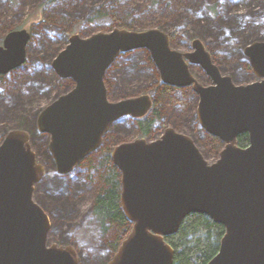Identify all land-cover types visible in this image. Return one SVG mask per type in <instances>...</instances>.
<instances>
[{"label":"water","instance_id":"95a60500","mask_svg":"<svg viewBox=\"0 0 264 264\" xmlns=\"http://www.w3.org/2000/svg\"><path fill=\"white\" fill-rule=\"evenodd\" d=\"M28 39L24 28L4 37L0 75L25 62ZM139 49L148 51L164 84L192 87L199 97L200 126L225 146L208 163L187 135L166 129L154 141L139 138L114 147L120 205L131 230L107 264H172L174 251L165 238L193 213L224 227L208 264H264V42L245 49L256 81L235 85L219 73L198 40L191 52L180 53L157 29L72 36L51 68L74 87L47 105L36 122L39 132L49 136L56 173L69 174L96 151L114 122L147 114L148 95L111 102L103 82L121 53ZM187 61L201 67L210 85L197 83ZM244 133L248 145L241 148L236 138ZM42 175L28 133L7 132L0 143V264H77L71 247L47 243L49 218L33 200Z\"/></svg>","mask_w":264,"mask_h":264},{"label":"trees","instance_id":"16d2710c","mask_svg":"<svg viewBox=\"0 0 264 264\" xmlns=\"http://www.w3.org/2000/svg\"><path fill=\"white\" fill-rule=\"evenodd\" d=\"M4 1L0 0V4ZM20 1L31 3L37 0ZM142 1L144 0H125L124 3L122 0H41L44 10H38L36 14L45 24H38L34 37L29 30L34 43L30 53L32 57L26 59L23 66L0 75V129L5 131L13 125H23L21 121L28 112L18 113L16 109L18 106L26 108V100H39L52 93L54 87L62 88V94L73 88L71 80L62 81L55 76L48 62L55 51V47L49 46V43L57 41L61 29H68L72 23L70 18L74 20L81 15L84 16L85 23L109 18L115 27L135 30L137 24L156 23L154 19L159 13V7H163L165 11L161 12L162 18L158 20V26L168 31L169 40L177 47L188 45L187 39L191 35L208 34L214 48L216 44L226 47L224 43H228L236 53L240 42L238 37H249L243 31L247 21L251 27L250 37H255L253 42L264 41V0H150V6H145ZM240 4L256 5L257 8L253 13L243 12ZM1 13L0 20L3 18ZM228 15L230 18H226ZM145 16L148 19L142 21ZM217 16L220 18H216ZM216 23L219 25L217 29L214 27ZM222 24L225 26H220ZM21 27L8 29L6 26V33L22 29ZM3 39L0 40V45ZM222 57L219 55L216 60L220 61ZM237 58L238 65L225 67V71H232L235 81L239 83L255 81L248 60L240 54ZM134 59L140 61L136 62ZM152 63L148 51L139 49L121 53L107 69L105 85L106 81L107 84L110 83L117 98H130L131 93L142 91V94L153 95V105L142 118L132 120L123 117L114 122L100 148L86 156L69 174L56 173L48 144L43 140L46 136L49 141V136L35 135L39 154L45 160L46 168L52 170L42 181L40 194L54 205L49 215L53 223V237L61 244L72 243L77 229L88 218L98 229L100 253L84 252L81 264H104L111 254L116 253L131 230V223L120 205V173L111 161L112 145L117 146L127 141L133 132L147 141H153L161 136L164 126L174 125L178 131L192 135L196 145L200 143L201 148H198L203 155L215 156L216 160L223 147V143L206 133L198 125L195 116L188 112L189 89H177L161 83ZM123 72L127 75L119 81ZM107 75L109 80L106 79ZM26 126L29 127L28 124ZM237 145L241 148L248 145L247 134L237 137ZM205 160L208 161L206 158ZM223 235L224 227L214 223L206 215H187L178 231L165 238V242L174 251L172 264H208L217 254Z\"/></svg>","mask_w":264,"mask_h":264},{"label":"rangeland","instance_id":"374dc122","mask_svg":"<svg viewBox=\"0 0 264 264\" xmlns=\"http://www.w3.org/2000/svg\"><path fill=\"white\" fill-rule=\"evenodd\" d=\"M120 1V0H119ZM125 0H122V3H124ZM143 4L145 6H150V0H144L142 1ZM247 3H249L247 1ZM240 6H242V10L243 12L247 11L248 13H253L255 12V9L257 8L256 5L254 6H248L245 4H240ZM38 10H44L43 6H42V2L41 0H37L35 2H31V3H23L20 0H5L4 2H1L0 4V13L1 15H3L2 20H0L1 23V27H0V40H2L8 32L5 27L8 26V29H13L14 27H21L26 29L28 32L29 30H31V36L34 37L35 36V31L37 30V26L40 25V23H43V20L40 16H37V11ZM165 11V9L163 7H159V13L157 14V16L155 17L154 20H156V23H140L137 24L138 26H135V30H129V31H145V30H150V29H157L162 31L163 33L167 34L168 31L167 30H163L161 27L158 26V20H161L162 15L161 12ZM253 11V12H252ZM225 16V15H223ZM39 17V18H38ZM151 18V16H150ZM216 18H220L219 16H217ZM225 19V17H223ZM226 18H230V15L226 16ZM72 23L69 24V27L67 30H65L64 28L61 29V33L59 34V38L57 39V41H55V43H49V46H53L55 47V51L53 53V56L48 60L49 65L51 67V63L53 61V59H55V57L62 52L65 47L67 46V44L69 43V39L74 36V35H78L80 38H87L93 34L96 33H108L110 31H112L113 29H120L118 27H115V25H113L112 21L109 18L106 19H98L92 23H85L84 20V16H77L74 20L72 18H70ZM148 19V17L145 16V18H142V21H146ZM217 21V20H215ZM224 23V22H223ZM39 24V25H38ZM45 24V23H43ZM214 25V24H212ZM4 26V27H3ZM219 25L216 23L215 24V29H217ZM220 26H225V25H220ZM231 28V26H230ZM244 28V33H247V39L242 38V35L238 37L239 39V46L237 47V52L239 53H234L232 48L233 46L228 45V43H224V45H226V47H219L216 44V48L213 47V45H211V38L209 36H207L206 34H196V35H191L188 39H187V44L184 47H177L175 44L172 43V41L170 40V46L173 50L180 52V53H189L192 51L191 49V44L193 41L198 40L201 42V44L203 45L204 49L209 53L213 65L218 69L219 73L223 76H227L231 79V81L235 84V85H247V82L244 83H239V81H235V75H233L232 71H225V67L231 66L232 64H237V55L240 54L242 55L245 59H247L246 55H245V49L247 48L248 45H250L251 43H253V38L250 37V25L249 22L247 21V23H245ZM127 30V29H125ZM257 34V33H255ZM30 36V32H29V39L26 45V59L31 58L32 56H30L32 49L34 48V43H33V39ZM253 36V35H251ZM31 38V39H30ZM257 42V41H255ZM259 42H264V41H259ZM189 47V48H188ZM219 47V48H218ZM239 49V51H238ZM236 54V55H234ZM222 55L223 57L220 59V61H217V56ZM136 62L140 61V59H134ZM115 61V60H114ZM236 61V62H235ZM47 62V63H48ZM25 64V62L22 64V66ZM154 64V63H152ZM155 68V65H153ZM120 68V67H119ZM223 71H222V69ZM156 69V68H155ZM121 71V69H119ZM189 70L191 72V75L193 76V78L197 81L198 84L202 85V86H208L210 85V80L209 78L204 74L203 71H201L200 67H198L197 65L194 64H190L189 65ZM53 71V69H52ZM53 73L55 74L56 77H58L56 75V73L53 71ZM127 75V73L123 72L121 73V77H119V81H121L123 79V77ZM242 75V73H241ZM59 78V77H58ZM106 79L109 80V75L106 76ZM59 80H64L62 78H59ZM70 80V79H69ZM72 81V80H71ZM55 85V84H54ZM53 85V87H54ZM106 90H107V98L109 101L111 102H115L118 100H121L122 98L119 97L117 98L116 95H114L113 93V89H111V85L107 81H106ZM73 87H74V83H73ZM20 88V87H18ZM189 89L188 93L190 95H188L187 100L189 103V107H188V112L191 114V116H195V119L199 124L198 121V116H197V104H198V96L195 94V92L193 91L192 87H187ZM54 91L52 93H50L49 95H45L44 97H42L39 100H35V101H31V100H26L25 102V106L26 108L20 107L18 106V108L16 109L18 113H26V117L21 121V123H23V125H13L9 128H7L5 131L3 129H0V140L3 136H5V134L11 130H21V131H25L28 133L29 136V145L31 147V150L33 151V153L35 154L36 157V162L38 164H40L43 168V175L40 179V181L35 185L34 187V193H33V200L42 208V210L45 212V214L48 216L49 218V222H50V229L48 232V236H47V243L48 245H56L58 247H71L75 254H76V258H77V264H81V262L83 261V253L84 252H95V253H100L99 252V242H100V235L98 232V229L95 225L94 222H90V218H88L85 223H82V225L77 229L76 234H75V238L73 240L72 243L66 242L64 244H61L57 241V239H55L53 237V234L51 233V231H53V223L50 219V214L52 212V205L53 203L51 201H46L44 196H41L40 194V187H41V183L43 180H45V178L47 177V175L49 173L52 172V170L49 171L48 168H46L45 166V160L41 157V155L39 154L38 151V147L36 146L37 144V137H35V135H41L43 133H40L36 122H37V118L40 114V112L47 106L49 105L51 102H53L57 96L62 95V88H53ZM65 89V88H63ZM18 92H20V89L18 90ZM144 95L141 92H134L131 93V96H141ZM130 96V95H129ZM127 96V97H129ZM123 98H126L123 97ZM131 98V97H130ZM25 116V115H24ZM28 121V122H24V121ZM26 124L29 125L26 126ZM201 127V126H200ZM166 129H172L178 133H182L178 131L174 125H167L164 126L161 130V132L163 133L164 130ZM185 135H187L190 139H192V135H189L187 133H185ZM142 138L140 135H136L135 132L132 133V136L129 137L127 139V141H123V142H129V141H133L135 139H139ZM46 143V145L49 143L48 138L46 136H44L43 139ZM193 140V139H192ZM122 142V143H123ZM194 142V140H193ZM120 143V142H119ZM196 145V142H194ZM113 147L116 146L112 145ZM111 146V148H113ZM200 146V147H199ZM196 147L201 148L200 143H197ZM198 148V150L200 151V149ZM200 153L202 154V156L206 159H208V163L213 162L215 159V156H208L207 154H204L200 151ZM50 203V204H49ZM54 206V205H53ZM115 254V253H114ZM114 254H111L110 257H108L106 259V261L104 262V264H107L114 256Z\"/></svg>","mask_w":264,"mask_h":264},{"label":"flooded vegetation","instance_id":"af4514ba","mask_svg":"<svg viewBox=\"0 0 264 264\" xmlns=\"http://www.w3.org/2000/svg\"><path fill=\"white\" fill-rule=\"evenodd\" d=\"M210 60H211V62H212L211 57H210ZM153 63H154V62H153ZM187 64H188V66H189V65L192 64V63H190V62L187 61ZM212 64H213V62H212ZM154 65H155V64H154ZM194 65H196V64H194ZM197 66L200 67L199 65H197ZM155 67H156V65H155ZM250 68H251V67H250ZM156 69H157V67H156ZM200 69H201V67H200ZM157 71H158V69H157ZM189 71H190V70H189ZM201 71H203V70L201 69ZM203 72H204V71H203ZM190 73H191V72H190ZM105 74H106V73H105ZM158 74H159V71H158ZM204 74H205V72H204ZM159 78H160V75H159ZM160 81H161V79H160ZM255 81H256V78H255ZM103 82H104V85H105V75H104V77H103ZM253 82H254V81H253ZM161 83H163V82L161 81ZM251 83H252V82H251ZM163 84H164V83H163ZM171 87H173V86H171ZM105 88H106V85H105ZM175 88H177V87H175ZM177 89H179V88H177ZM106 91H107V90H106ZM195 94H196V93H195ZM144 95H148V96H149V98H150V100H151V102H152V104H151V107H152V105H153V98H152V96H153V95H151V94H144ZM196 95H197V94H196ZM197 96H198V95H197ZM198 102H199V97H198ZM151 107H150L149 111L151 110ZM197 108H198V104H197ZM149 111H148V112H149ZM148 112H147V114H148ZM147 114H146V115H147ZM146 115H145V116H146ZM126 117H127V118H130V119H132V120H135V119H136V118H132V117H130V116H126ZM198 121H199V120H198ZM199 124H200V123H199ZM201 128H202V127H201ZM109 129H110V128H109ZM202 129H203V128H202ZM203 130H204V129H203ZM164 131H165V130H164ZM204 131H205V130H204ZM107 132H108V131H107ZM107 132L102 136L101 145H102V143H103L104 137H105V135L107 134ZM175 132H176V131H175ZM205 132H206V131H205ZM163 133H164V132H163ZM163 133H162V134H163ZM177 133H178V132H177ZM206 133H207V132H206ZM162 134H161V135H162ZM181 134H182V133H181ZM244 134H247V133H244ZM184 135H185V134H184ZM209 135H210V134H209ZM241 135H242V134H241ZM160 137H161V136H160ZM160 137H159V138H160ZM216 138H217V137H216ZM217 139H218L219 141H221L219 138H217ZM191 140H192V139H191ZM153 141H154V140H153ZM192 141H193V140H192ZM129 142H130V141H129ZM149 142H151V141H149ZM221 142H222V141H221ZM123 143H125V142H123ZM193 143H194V142H193ZM222 143H223V142H222ZM120 144H121V143H120ZM101 145H100V146H101ZM118 145H119V144H118ZM194 145H195V143H194ZM195 146H196V145H195ZM224 146H225V144L223 143V147H222V149L224 148ZM236 146H238V145H237V138H236ZM115 147H116V146H115ZM246 147H247V146H246ZM99 148H100V147H99ZM99 148H98V149H99ZM196 148H197V147H196ZM244 148H245V147H244ZM113 149H114V147L112 148L111 153H112ZM197 149H198V148H197ZM222 149H221V150H222ZM198 151H199V150H198ZM199 152H200V151H199ZM220 152H221V151H220ZM220 152H219V153H220ZM200 154H201V153H200ZM201 155H202V154H201ZM218 155H219V154H218ZM203 158H204V157H203ZM204 159H205V158H204ZM111 161H112V160H111ZM76 167H77V166H76ZM76 167H74V169H75ZM74 169H73V170H74ZM73 170H72V171H73ZM72 171H71V172H72Z\"/></svg>","mask_w":264,"mask_h":264}]
</instances>
